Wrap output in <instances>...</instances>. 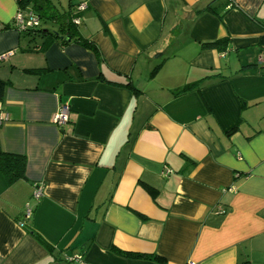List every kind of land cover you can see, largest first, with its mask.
<instances>
[{"label": "crops", "instance_id": "0c3cea01", "mask_svg": "<svg viewBox=\"0 0 264 264\" xmlns=\"http://www.w3.org/2000/svg\"><path fill=\"white\" fill-rule=\"evenodd\" d=\"M78 4L44 41L0 0V150L25 157L0 168V264H264V0Z\"/></svg>", "mask_w": 264, "mask_h": 264}, {"label": "trees", "instance_id": "16d2710c", "mask_svg": "<svg viewBox=\"0 0 264 264\" xmlns=\"http://www.w3.org/2000/svg\"><path fill=\"white\" fill-rule=\"evenodd\" d=\"M19 9H30L36 13L39 17V25L25 31L27 35H41L45 37L44 41H51L60 38L61 33L60 28L65 26V31L68 37L74 36L77 34V24L73 22V19L76 17L80 18L79 11L76 9H70L65 11H59L52 0H17ZM209 10H212L220 20H222L224 12H216L210 5H207ZM49 20L50 22L59 24L58 29H52L47 27H42V22ZM14 27V25H13ZM15 28V27H14ZM61 39V38H60ZM63 40V39H61ZM74 41H78L87 45V42L81 37L77 36L74 38ZM262 47H264V36L261 37ZM226 45V40H216L209 43H204L202 47L204 48H217L222 50ZM126 85H129L126 84ZM6 82L0 80V102L2 101L4 89ZM191 86H184L176 93H180L186 90H189ZM232 131V130H231ZM0 168L6 180L8 182H13L17 179L25 178L24 169H25V157L23 155L7 153L0 150ZM33 234L32 230H29ZM111 251L117 255L131 257V258H146L144 254L122 251L114 246L111 247ZM70 261V259H68Z\"/></svg>", "mask_w": 264, "mask_h": 264}, {"label": "built area", "instance_id": "2783aa9c", "mask_svg": "<svg viewBox=\"0 0 264 264\" xmlns=\"http://www.w3.org/2000/svg\"><path fill=\"white\" fill-rule=\"evenodd\" d=\"M84 4H78L76 9L78 11L83 10ZM73 22L75 24L80 23V18L76 17L73 19ZM39 25V17L36 15V13L30 9H19L16 12V15L14 17V27L19 30V31H25L27 29L36 27ZM13 51H7L4 54L0 56L1 59L11 55ZM258 63L264 64V47H262L260 55L258 56ZM68 114H69V108L66 105H61L58 112L54 116V123L61 127L66 121L68 120ZM7 114L3 112L2 107H1V102H0V126L3 124V122L7 119ZM173 172L172 169L169 167H164L162 171V176L166 177L169 176ZM34 189L32 192V197L34 199H39L42 196V188L43 185L41 183H34L33 184ZM219 212H223L222 209L218 208ZM32 213V207L29 206V204L25 205L24 208V218L27 219ZM70 260H78L79 256L69 258ZM187 264H198L193 260H189Z\"/></svg>", "mask_w": 264, "mask_h": 264}, {"label": "rangeland", "instance_id": "374dc122", "mask_svg": "<svg viewBox=\"0 0 264 264\" xmlns=\"http://www.w3.org/2000/svg\"><path fill=\"white\" fill-rule=\"evenodd\" d=\"M52 1H54V4L59 11H63L67 9L68 0H52ZM58 26L59 24L50 22L49 20H45L42 22V27L58 29Z\"/></svg>", "mask_w": 264, "mask_h": 264}, {"label": "water", "instance_id": "95a60500", "mask_svg": "<svg viewBox=\"0 0 264 264\" xmlns=\"http://www.w3.org/2000/svg\"><path fill=\"white\" fill-rule=\"evenodd\" d=\"M61 39H66V41H69L70 38L68 37V35H64V36H60Z\"/></svg>", "mask_w": 264, "mask_h": 264}]
</instances>
